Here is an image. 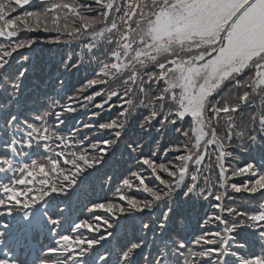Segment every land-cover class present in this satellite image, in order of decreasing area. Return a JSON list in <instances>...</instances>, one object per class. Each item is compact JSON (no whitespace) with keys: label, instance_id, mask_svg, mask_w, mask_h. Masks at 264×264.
<instances>
[{"label":"snow or ice","instance_id":"6c2138e0","mask_svg":"<svg viewBox=\"0 0 264 264\" xmlns=\"http://www.w3.org/2000/svg\"><path fill=\"white\" fill-rule=\"evenodd\" d=\"M39 3L0 0V264H264V0Z\"/></svg>","mask_w":264,"mask_h":264},{"label":"trees","instance_id":"16d2710c","mask_svg":"<svg viewBox=\"0 0 264 264\" xmlns=\"http://www.w3.org/2000/svg\"><path fill=\"white\" fill-rule=\"evenodd\" d=\"M34 6H35V7H40V6H41L40 3H39V0H34ZM80 78H81V77H78V76L70 78V79H71V84H76L77 81H78Z\"/></svg>","mask_w":264,"mask_h":264}]
</instances>
